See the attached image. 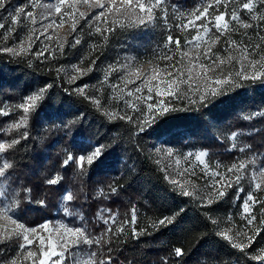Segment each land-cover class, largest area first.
Segmentation results:
<instances>
[{"label":"trees","instance_id":"trees-1","mask_svg":"<svg viewBox=\"0 0 264 264\" xmlns=\"http://www.w3.org/2000/svg\"><path fill=\"white\" fill-rule=\"evenodd\" d=\"M201 3L202 0H166L167 27L157 24L147 27L154 28L153 31H143L147 29L145 26L121 28L115 25L112 31L104 33L106 39L92 30L95 21L93 15L87 14L72 37H78L81 43L72 47L74 41H70L62 52L55 54L56 61L53 57L34 60L14 57L0 51V100L5 98L7 102L17 104L38 89L52 85L37 102L36 109L29 113L19 136L12 138L20 142L0 154V158L12 165L6 175L0 177V192L10 193L15 189L23 195L22 202L15 209L19 222L33 226L42 219L54 218L52 210L55 209L59 217L72 223H79L80 216H83L89 231L98 236L102 228L95 219L99 205L107 202L111 211L125 214L131 213L135 205L138 232L147 229L150 234L138 239L129 233L123 238L114 236L105 251L107 247L113 248L112 255L117 264H162V258L169 256L174 247H183L188 253L184 264H261L222 240L212 223L221 211L232 205L235 188L229 189L222 200L215 201L210 207H202L191 197L179 195L165 179L153 150L159 143L191 150L207 149L208 154L224 161L243 158L249 163L243 171L244 184L249 180L251 161L253 165L264 162V117L243 118L264 110V83L259 80L239 81V86H228L224 94L213 98L205 108L187 106L179 101L177 108L180 110L159 116L156 123L139 134L125 120H110L90 99L74 90L85 83L93 84L99 71L117 62L122 52L136 50L139 53L142 46L151 49L155 41L165 39V28L171 27L172 35L181 41L183 35L175 29L177 17L171 13L172 5L189 12ZM158 28L161 29L159 32L156 31ZM92 60L96 61L93 70L72 83L57 72L62 64H77L86 69ZM94 96L99 98V95ZM69 121L74 123L65 128ZM25 131L27 138L22 139L21 134ZM231 132L238 134L234 143L224 137ZM10 133L7 142L12 140L9 139ZM95 144L109 147L87 176H78L75 165L67 169L61 167L67 151L79 155L90 151ZM240 148L245 150L241 152ZM57 173L64 178L62 184L46 185V179ZM113 181L118 185V194L109 199L95 194L96 186H104L107 191ZM82 183L88 199L65 201L60 207L62 190L66 187L78 190ZM25 186L32 190L30 197L23 192ZM40 199L45 200L43 206L36 203ZM0 202L7 204L9 199L0 195ZM181 208L184 211L173 224L158 229L151 227L154 221L179 212ZM65 209L72 215H66ZM259 210L261 206L256 205L254 211L258 222ZM263 239L264 230L257 237L258 243L247 251L253 252ZM18 245L15 238L0 243V248L5 249L0 259L16 257ZM85 247L89 251V246Z\"/></svg>","mask_w":264,"mask_h":264},{"label":"snow or ice","instance_id":"snow-or-ice-1","mask_svg":"<svg viewBox=\"0 0 264 264\" xmlns=\"http://www.w3.org/2000/svg\"><path fill=\"white\" fill-rule=\"evenodd\" d=\"M11 0H0V10H7V6ZM232 5L229 11L228 6ZM80 5H85L89 9L100 8L107 11H100L93 17L95 21V31L100 33L102 37L105 32H110L115 25L119 24L121 28H136L140 26L155 25L158 20H163L167 27L168 14L166 0H55V2L45 3L43 0H28L23 7H15L14 11L8 13V17L0 18V20L7 21L0 22V38L7 40L16 30V26L23 25L25 21H30L31 27L29 29L30 35L28 37V47H24V42L21 41L19 51L12 47L0 48V51L19 55L31 51L32 35L39 32L40 35L45 36L46 41H51V36L47 35L49 29L55 27H62L65 23L70 22L72 32L77 29V24L80 20L86 19V13L80 11ZM174 11H177L179 16L183 18L186 13L179 10L175 5H172ZM221 7L224 11H220ZM39 8V20L36 18L35 10ZM30 9V10H29ZM211 10V11H210ZM162 13L163 15H158ZM241 13H246L248 18L242 19ZM108 16L112 19L109 20ZM188 20L175 25V29L179 31L193 30L195 35L191 40L185 39L184 45L178 37L172 35L171 27H168V35L165 42L158 50L159 61L166 62L163 68L159 65L152 69L151 72H143L141 65L131 58V62L122 65V69L126 70L127 75L122 77V82L126 86L128 83L136 84V86L127 92L129 98L135 97V101L126 99L124 101V109L113 113H106L110 120L121 119L127 123L132 124L137 134L145 132L151 127L159 116L170 112L178 111L176 102H186L187 106H201L207 107L211 100L227 91V87L239 86V81L251 80L253 82L259 80L264 83V50H262L261 43L253 42L252 36L245 31L244 37H247V42L244 40L235 41L231 39V32L237 31V27H230L234 24L244 30L253 29L255 37L259 41H264V0H202L200 6L195 10L187 13ZM47 21V23H45ZM197 21L200 23L198 24ZM39 28H36V25ZM220 36H228L226 40L225 52L227 56H222L219 52H213L211 45L219 41V36L209 35L212 29ZM39 37H37L38 39ZM207 38V39H206ZM210 42V43H209ZM78 38L74 39L72 47L80 44ZM201 45H204L201 48ZM64 41L57 40V49L63 51ZM185 49L182 51L181 49ZM194 48L196 54L189 56V51ZM179 52V59L176 58L175 52ZM231 49H235L239 55H233ZM49 51V44L45 43L35 55L45 57V53ZM47 58V57H45ZM187 61V62H185ZM96 61L92 60L88 68L76 67L75 71L79 77L87 75L93 70ZM149 63H152L151 61ZM238 65V67H237ZM114 66H110L107 70L104 81L108 82L113 72L120 71ZM60 69H57L59 72ZM78 77H72L74 82ZM52 87L51 84L38 89L35 93L28 95L23 102L15 105L13 110H21L23 115L11 127L19 128L26 126L28 115L37 107V102L40 101L45 93ZM87 85H83L75 89L78 93L85 95L87 99L100 108L99 99L95 97H88L85 89ZM118 88L119 85H112ZM131 110V112L128 111ZM11 112L5 108L0 107V117H8ZM257 117H264V110H257L256 112L244 116L245 120H252ZM74 121H69L65 124V128H70ZM27 131L21 134L22 139L27 138ZM231 136L235 138L236 132H232ZM20 141L12 139L10 142L0 143V152L5 148H13ZM108 145L95 144L91 150L79 155H75L67 151L65 158L61 162V167L67 169L73 165L77 168V175L80 177L87 176L88 171L96 163L97 160L108 150ZM235 148V145H233ZM245 149L240 148L243 152ZM157 153L163 152L166 157L172 158L177 154L174 153L171 147L163 149L156 148ZM207 154L203 151L198 153L189 152L183 155V160L188 167H180V159H175L174 169L176 176H195V166L191 164V159L194 157L197 161V166L200 167L203 177H208L206 184L207 193L201 195L195 189V185H191L193 190H189V186L179 182L175 178H170L171 173L168 171L172 165L162 168L161 171L165 173V179L173 185L178 191L179 195L184 197H192L199 201L200 206L210 207L215 201L222 200L229 189L235 188V199L241 201V218L246 221L237 232L232 235L231 227L220 230L216 234L224 241L240 252L244 253L249 259L259 261L264 264V248H259L249 253L247 249L252 248L254 244L258 243L257 237L261 235L264 230V211L261 212L262 219L257 225V217L252 212L256 205H260L264 209V195L257 196V193H264V167L254 171L250 179V190L245 191L241 180L244 177L243 170L246 168V162L238 161L232 164L227 172L210 170L209 165L203 157ZM160 163V161H157ZM9 163L0 165V177L6 175V170L11 168ZM219 165H217V168ZM219 176V179L216 177ZM63 176L60 173L46 179L45 184L48 186L61 185ZM31 188L24 187L23 192L31 194ZM118 194V185L115 181L110 183L107 191L101 188L97 192V196H103L105 199ZM241 194L243 199L241 200ZM0 195L9 199V203L0 206V219L5 221V224H11L13 227L0 226V243H6L8 240L15 238L19 241V252L16 257L9 259H0V264H17V260L22 257L24 264H117L113 257V248L107 247L112 241V236H120L125 232V229L130 225L131 234L133 238L138 239L141 235L150 234L147 229L136 230L138 212L133 205L131 209L130 220L125 219L118 225L116 214L112 213L111 209H101L97 213V219L103 222L105 226L104 232L98 236L93 235L88 227L87 222L83 216H80L79 223L59 222L52 224L50 221H45L37 227H28L25 223L19 222L16 216L15 209L22 202L23 195L21 192L13 189L10 193L0 192ZM88 199L85 191V185L82 183L78 190L68 187L63 191L62 201L73 202L80 199ZM31 202V201H30ZM40 205L45 204L44 199L36 201ZM181 208L179 212L173 213L170 216L154 221L151 225L153 229L159 227H167L174 223L176 218L183 212ZM66 215H72L65 209ZM207 215V214H206ZM229 222L232 217H228ZM216 224V220H212ZM51 225V227H50ZM115 227V230L114 229ZM243 237V239H241ZM82 245L89 246L88 260L81 261L76 253L72 250H80ZM95 246V250H92ZM5 249L0 248V257L4 256ZM188 253L183 247H174L169 256L162 258V264H184V258ZM69 257L71 260L69 261Z\"/></svg>","mask_w":264,"mask_h":264},{"label":"rangeland","instance_id":"rangeland-1","mask_svg":"<svg viewBox=\"0 0 264 264\" xmlns=\"http://www.w3.org/2000/svg\"><path fill=\"white\" fill-rule=\"evenodd\" d=\"M43 2L45 3H49V2H55V0H43ZM102 2H107V0H102ZM240 2H244V0H240ZM26 3H28V0H11V3L7 6V10H0V18H4V17H8V13L11 11H14L15 7H23ZM179 10H183L184 9H180L179 7H176ZM232 5L229 4L228 9L229 11L231 10ZM30 10V9H29ZM171 13H173V15H175L177 17L176 20V24L181 23V17L179 16L177 11H174V8L172 7ZM39 11L40 9L37 8L35 10V14H36V18L39 20ZM80 11H84L87 14H91L93 15V17L95 15H97L100 11H105L106 15L107 11L104 9H100V8H91L89 9L87 6L85 5H80ZM211 11V10H210ZM220 11H224V8L220 9ZM186 13V15L183 17V21L187 22L188 17H187V11H184ZM190 12V11H189ZM158 15H163L162 13H158ZM241 18L242 19H247L248 16L246 13H241ZM108 19L111 20L112 17L108 16ZM85 20V19H82ZM80 20L79 23L77 24V29L75 32L71 31L70 28V22L65 23L62 27H55L54 29H49L47 35L51 36V41H46L45 40V36L44 35H40L39 32L35 33L34 35H32V40L34 41V43L32 44L31 47V51L27 52V53H21L19 55H13L11 53H9L10 55L14 56V57H29V59H36L38 58L35 53L44 46L45 43L49 44V51L45 53V57H39L41 59H48L50 57H53L56 61V57L55 54L60 52L59 49H57V40L59 38V40L64 41V46L67 45L68 43H71L70 41H74V39H72L73 35H75V33L78 31V27L80 26V22L82 21ZM0 22H5V26L7 27V21H3L0 20ZM45 23H47V21H45ZM169 24V22H167ZM197 23L199 24L200 22L197 21ZM264 23V22H262ZM157 24H163L165 27V22L163 20L161 21H157ZM95 25V23H94ZM119 25V24H117ZM153 27L154 25H147L145 28L147 27ZM33 27L31 25L30 21H25L23 23V25H18L16 26V30L12 33L11 37L8 38L7 40L0 38V48L3 47H12V48H16L17 51H19V45L21 43V41L24 42V47L27 48L28 44H29V40L28 37L30 35L29 29ZM36 28H39V25L37 24L35 26ZM230 27H237V31L235 32H231V39L235 40V41H241L244 40V42H247L248 38L243 36V33L245 31H247L253 38V42L256 43H261L262 46V50H264V41H259L256 37H255V32L253 29H248V30H244L242 28H239V26L235 25L234 22L232 25H230ZM154 28H147L144 29L143 31H153ZM92 30L97 33L95 31V26L92 27ZM161 29H156V31H160ZM165 31L168 35V28H165ZM91 31V30H89ZM179 31V30H178ZM0 32H3L2 29H0ZM182 33V40H181V45H184L185 39L191 40L192 36L195 35V32L193 30H188V31H180ZM100 34V33H98ZM213 38L215 36H219V41L217 43H215L214 45H211L213 52H219L222 56H227L228 53L225 52V47H226V40L228 39V36H220L219 33L215 32V29H212V32L209 33V35H213ZM165 38H166V34H164ZM261 35H264V31L261 32ZM37 37H39L37 39ZM78 38V37H77ZM207 39V38H206ZM148 40V39H147ZM165 42V39H161L160 42H154L153 46L151 47V49L148 48H144V46H142V50L138 53L136 50L133 52H122L118 58H120L117 62H115L113 65L115 68L117 69H121L120 71L117 72H113L111 75V78L109 79L108 82L104 81V77L105 74L107 72V70L109 69V67H106L105 69H101V71H99V75H98V79L93 83V84H88L85 83L83 85H87L88 87L85 89V92L87 94L88 97H95L94 95H99L95 98L99 99L100 102V110L101 112H103L105 115L106 113H113L116 111H120L122 109H124V101L126 99H130L132 101H135V97H131L129 98L127 96V92L131 89H133L136 84H138L140 81L137 80L136 84L133 83H128L126 86L124 85V83L122 82V77H125L127 75L126 70L122 69V65L131 62V58L135 59V62L141 65L142 71L143 72H151L153 68H155L157 66V64L159 65L160 68L164 67V64L166 62L164 61H159L157 59L158 57V50L159 48L163 45V43ZM210 43V42H209ZM63 46V48H64ZM204 45H201V48H203ZM182 51H184L185 49H181ZM196 49L192 48L191 51H189V56H194L196 54ZM175 52V49H174ZM7 53V52H6ZM231 53L233 55H239V53L235 50V49H231ZM175 56L177 59H179L180 53L179 52H175ZM152 63H149V62ZM187 62V61H185ZM79 67L77 64H62L60 66H58L57 69H60V71L58 73H62L65 78L72 83L71 78L72 77H78L79 78V74L75 71V68ZM238 67V65H237ZM81 68V67H80ZM76 78V79H78ZM75 79V80H76ZM81 85V86H83ZM112 85H119L118 88H114L112 87ZM80 86L74 87V90L77 89ZM31 95V94H30ZM8 100H5V98H3L2 100H0V107H5L7 108L10 112L11 115L9 116V120H6V117H0V143H5L7 142V135L8 133H10V131H14V133H10L9 134V139L18 137L21 129H23L24 126H21L19 128H13L11 127L14 123H16L20 117L23 115L21 110H13L15 108V105L23 102V101H19L17 102V104L13 103H9L7 102ZM92 102V100H91ZM93 103V102H92ZM180 102L177 101L176 105H178ZM186 103V102H185ZM94 104V103H93ZM95 105V104H94ZM96 106V105H95ZM97 107V106H96ZM129 112H131L130 109H128ZM232 133V132H231ZM231 133H228L226 135H224V137L226 139H228L230 142L234 143L237 136L235 138H233L231 136ZM237 133V132H236ZM170 146L167 145H162L157 143L154 147V157L156 159V163L157 161H160V163H157L158 166L160 167V169L167 167L168 165H172V168H169L168 171L171 173V177L170 178H175L176 180H178L181 183H184L186 186H189V190H193L191 185H195V189L196 191H198L201 195H205L207 193V187L206 184L209 180L208 177H203V174L201 173V169L199 166H197V161H195L194 157L191 159V164L193 166H195L194 170L196 172L195 176H176L175 175V171L174 169L176 168V165L174 163L175 159H180L181 161V165L180 167H188V164H185L184 160H183V155H186L189 152L192 153H198V152H205L207 155L205 157H203L202 159H204L206 161V163L209 165L210 170L213 171H219L222 173L227 172V169L230 168L232 166L233 163L238 162V161H244L243 158H237L231 161H224V160H219L217 157L211 156L210 154H208V150L207 149H199V150H191V149H185V148H177V147H171L174 151V153H176L177 155L175 157L169 158L166 157L164 155L163 152L161 153H157L156 152V148H169ZM7 148H5L6 150ZM4 150V151H5ZM2 152H0L1 154ZM246 162V161H244ZM253 161H251L250 164V169H249V173H248V178L249 180H247L244 184H243V179L241 180V184L244 186L245 191L250 190L251 184H250V179H251V175L254 171H258L259 168L264 167V162L262 163H258L256 165L252 164ZM3 163H6V161L3 158H0V165H2ZM249 163L246 162V166ZM255 164V163H254ZM217 165H219V167L217 168ZM243 171H246L245 169ZM163 172V171H162ZM164 173V172H163ZM165 175V173H164ZM216 179H219V176L216 177ZM105 189L104 186L98 185L95 188V194H97V192L99 191V189ZM67 189L64 188L62 190L61 196H60V207L62 206L63 202L61 197L63 194V191ZM230 192V190L228 191ZM261 195H264V193H261ZM191 199H193V201L197 202L199 204V201L197 199H194L191 197ZM243 199V194H241V200ZM104 205H99L98 206V210L96 211V216L95 219L98 221L99 225L102 226L101 230H99V234L104 232L105 230V226L103 225V222L99 219H97V213L101 210V209H111V207L109 206V204L107 202L103 203ZM200 205V204H199ZM55 209L52 210V215H54L55 217L52 219H42L38 224H35L33 226H29V227H37L39 224L45 222V221H50L52 224H58L59 222H70V221H66L65 218H61L59 217V215L57 214L56 211H54ZM224 212H220L218 214V216L216 218H214V220H216V224H214L215 230L216 232L220 231V230H224V229H228L229 227H231V233L232 235H234L238 229H240L242 226H244L246 224V221H244L241 218V201H237L235 199V194L233 197V203L232 205L227 209V210H223ZM264 211V209L261 208V210H259V217H260V221L262 219L261 216V212ZM252 212L254 214H256V212L254 211V208L252 209ZM112 213L116 214L117 216V222L118 225L120 223H122L125 219H129L130 220V216L131 213L129 214H125L122 212H116V211H112ZM231 216L232 217V221L229 222L228 217ZM260 221H256L257 225H259ZM145 227L144 224H141ZM0 226H6L8 228L13 227L10 223L9 224H5V221L0 219ZM51 227V225H50ZM114 226V229L115 230ZM136 230L138 232V225L136 224ZM0 231H2V228H0ZM131 234V226L129 225L126 229L125 232L122 233L120 236L118 237H124L126 235ZM98 234V235H99ZM132 235V234H131ZM114 238V236H112V239ZM241 239H243V237H241ZM259 248H264V239L261 241V243L258 244V246H256L255 250L259 249ZM74 253H76L79 257V259L81 261H87L88 260V249L85 247V245L81 246L80 250H76L73 249L72 250ZM71 260V257H69V261ZM17 264H24V262L22 261V257L20 259L17 260Z\"/></svg>","mask_w":264,"mask_h":264}]
</instances>
